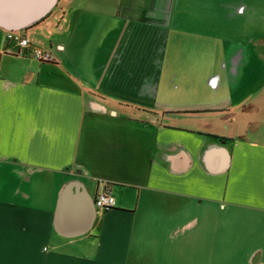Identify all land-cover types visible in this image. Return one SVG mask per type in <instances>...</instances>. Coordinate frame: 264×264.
<instances>
[{
    "label": "crops",
    "instance_id": "0c3cea01",
    "mask_svg": "<svg viewBox=\"0 0 264 264\" xmlns=\"http://www.w3.org/2000/svg\"><path fill=\"white\" fill-rule=\"evenodd\" d=\"M61 1L0 26V264H264V0Z\"/></svg>",
    "mask_w": 264,
    "mask_h": 264
},
{
    "label": "rangeland",
    "instance_id": "374dc122",
    "mask_svg": "<svg viewBox=\"0 0 264 264\" xmlns=\"http://www.w3.org/2000/svg\"><path fill=\"white\" fill-rule=\"evenodd\" d=\"M115 0H67V2L65 3L64 1H61L59 4L62 5V6H70V5H73V4H86V3H89V5H99V6H110L114 3ZM53 7V6H52ZM51 7V8H52ZM50 8V10H51ZM49 10V11H50ZM48 11V13H49ZM94 14H91V13H85L82 17H81V20H86V19H95V17L93 16ZM49 21L51 22V26L52 27H55V23H60V21L58 20V18H48ZM56 34H53L52 35H49L46 31V28L44 27L43 29H41L40 31H35L32 36L33 38L37 41L38 44H41L43 45L45 48L48 46V42L49 40L54 37ZM43 48V47H42ZM175 51H178V50H175ZM260 53V51H258ZM260 57V60L258 61V67H260V71L258 72V74L255 76V77H248L247 79V84H248V87L249 89H251V92L254 90L255 87H259L260 88V91L258 94H254L253 96H256L254 98H258V100H261V101H264V54L260 53L258 55V58ZM262 61V62H261ZM195 63H198L196 64L198 67H203L204 66V63L203 61H194ZM262 64V66H261ZM186 66V62L185 61H179V60H175V59H169L168 60V66L167 68L168 69H181L182 67H185ZM252 78V79H251ZM248 93V96L246 100H250L251 98V93L250 92H247ZM255 123H252V126L254 125ZM251 126V124H250ZM251 126V127H252Z\"/></svg>",
    "mask_w": 264,
    "mask_h": 264
},
{
    "label": "water",
    "instance_id": "95a60500",
    "mask_svg": "<svg viewBox=\"0 0 264 264\" xmlns=\"http://www.w3.org/2000/svg\"><path fill=\"white\" fill-rule=\"evenodd\" d=\"M56 0H0V26L5 29L23 28L45 13Z\"/></svg>",
    "mask_w": 264,
    "mask_h": 264
},
{
    "label": "built area",
    "instance_id": "2783aa9c",
    "mask_svg": "<svg viewBox=\"0 0 264 264\" xmlns=\"http://www.w3.org/2000/svg\"><path fill=\"white\" fill-rule=\"evenodd\" d=\"M6 38L16 41L17 45L23 48L30 46V55L38 60H50L51 55L47 49L37 45H32L29 34L18 29H7ZM114 203L112 195L109 193L107 187L101 188L93 197V205L99 209H106Z\"/></svg>",
    "mask_w": 264,
    "mask_h": 264
},
{
    "label": "trees",
    "instance_id": "16d2710c",
    "mask_svg": "<svg viewBox=\"0 0 264 264\" xmlns=\"http://www.w3.org/2000/svg\"><path fill=\"white\" fill-rule=\"evenodd\" d=\"M47 13H48V12H47ZM47 13H45L43 16H41L39 19H37L36 21H34L33 23H31L30 25L34 24V23L37 22L38 20H41L44 16L47 15ZM30 25H28V26H30ZM28 26H26V27H28ZM26 27H23V28H26Z\"/></svg>",
    "mask_w": 264,
    "mask_h": 264
}]
</instances>
